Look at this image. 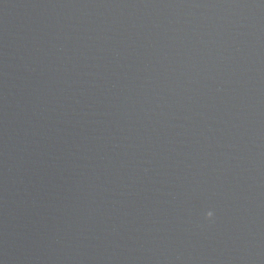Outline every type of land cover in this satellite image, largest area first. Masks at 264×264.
I'll return each mask as SVG.
<instances>
[{
	"label": "water",
	"instance_id": "water-1",
	"mask_svg": "<svg viewBox=\"0 0 264 264\" xmlns=\"http://www.w3.org/2000/svg\"><path fill=\"white\" fill-rule=\"evenodd\" d=\"M0 264H264V0H0Z\"/></svg>",
	"mask_w": 264,
	"mask_h": 264
},
{
	"label": "clouds",
	"instance_id": "clouds-1",
	"mask_svg": "<svg viewBox=\"0 0 264 264\" xmlns=\"http://www.w3.org/2000/svg\"><path fill=\"white\" fill-rule=\"evenodd\" d=\"M209 215H211V217H212V215H213L212 212H211V213H207V217H208Z\"/></svg>",
	"mask_w": 264,
	"mask_h": 264
}]
</instances>
